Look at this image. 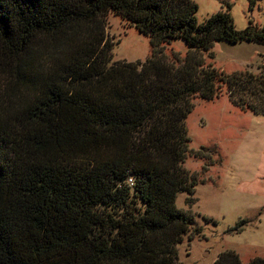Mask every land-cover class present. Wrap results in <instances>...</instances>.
<instances>
[{
  "label": "trees",
  "instance_id": "1",
  "mask_svg": "<svg viewBox=\"0 0 264 264\" xmlns=\"http://www.w3.org/2000/svg\"><path fill=\"white\" fill-rule=\"evenodd\" d=\"M197 12L192 0H0V264H182L178 246L202 233L176 204L197 184L184 166L193 98L224 84L264 115V69L227 76L203 55L264 44V27ZM110 13L151 38L144 63L113 62ZM176 39L185 60L164 52ZM214 264L242 262L227 251Z\"/></svg>",
  "mask_w": 264,
  "mask_h": 264
},
{
  "label": "rangeland",
  "instance_id": "2",
  "mask_svg": "<svg viewBox=\"0 0 264 264\" xmlns=\"http://www.w3.org/2000/svg\"><path fill=\"white\" fill-rule=\"evenodd\" d=\"M198 5V23L229 12L237 30L250 24L264 27V0H192ZM109 37L115 43L113 62L144 63L152 55L151 38L121 15L110 13ZM171 59L185 60L191 48L182 39L164 46ZM207 64L230 76L264 69V44L253 41H217L203 52ZM186 127L191 138L184 166L196 180L195 193H179V209L190 210L202 233L178 246L182 264H214L221 253L235 251L242 264L264 258V115L236 106L227 85L213 100L197 95ZM191 199L192 202H189ZM242 224L241 231L234 229Z\"/></svg>",
  "mask_w": 264,
  "mask_h": 264
},
{
  "label": "built area",
  "instance_id": "3",
  "mask_svg": "<svg viewBox=\"0 0 264 264\" xmlns=\"http://www.w3.org/2000/svg\"><path fill=\"white\" fill-rule=\"evenodd\" d=\"M129 182H130L131 184H133V179L131 178V179L129 180Z\"/></svg>",
  "mask_w": 264,
  "mask_h": 264
}]
</instances>
